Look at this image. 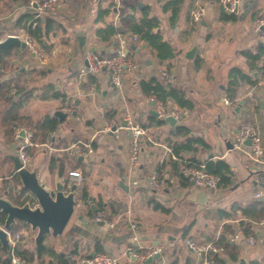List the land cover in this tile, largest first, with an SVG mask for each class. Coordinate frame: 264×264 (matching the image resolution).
Segmentation results:
<instances>
[{
	"label": "crops",
	"instance_id": "obj_1",
	"mask_svg": "<svg viewBox=\"0 0 264 264\" xmlns=\"http://www.w3.org/2000/svg\"><path fill=\"white\" fill-rule=\"evenodd\" d=\"M165 1L59 0L54 11L40 15L44 22L52 19L60 26L50 32L53 49L43 52L38 48L44 55L40 59L32 51L29 54L30 48L14 47L16 55L24 58L27 65L18 66L17 75L12 73L3 78V71L0 73L1 80L15 81L20 90L31 93L20 115L30 118L33 125L48 115L61 121L49 140H38V145L30 149L29 168L37 170L40 181L49 189H54L57 175L62 181L69 179L68 190L77 185V205L63 234H47L44 244L49 251L28 264H82V257L96 254L99 249L118 257L120 264H128L131 249L144 252L154 246L160 249V256L145 264H170L175 257L179 258L178 264H206V257L190 249L186 240L207 244L217 242L221 235L238 251L236 260L222 247L220 252L213 253L223 264H239L242 258L246 264L253 261L264 264V229L259 225L264 216L255 219L245 214V208L253 202L264 203V199H259L264 195V164L234 147L244 121L257 124L264 145V78L250 67L243 53L264 45L253 30L254 19L264 17V0H241L236 20L222 19L225 11L217 0H184L174 22L171 11L163 8ZM139 4L145 7L140 8ZM198 5L205 7V14L200 22L193 23L191 12ZM102 10L107 14L100 16ZM144 10L160 19L159 30L172 45L174 55L163 62L149 43H135L130 37L132 31L114 35L110 41L103 40L98 33L110 24L120 28L121 17L127 14H135L139 21ZM24 13L37 15L31 0H0V41L9 35L22 39L28 35L24 25L18 24ZM80 36L84 38L82 47ZM34 44L37 45L35 41ZM195 44H198L196 54L188 58L186 54ZM122 46L133 66L125 70L121 87H113L107 73L82 74L87 67V52L107 56ZM14 56L8 58L9 63ZM233 67L252 74L257 82L241 81L236 98L231 100L225 89ZM164 73L172 74L173 80H166ZM152 77L180 89L194 103L191 110L174 101L166 104L182 110L175 126L150 112L156 110L158 100H152L141 90L140 81ZM226 98L230 103H226ZM71 99L76 103L74 115L65 111ZM33 100L40 105L39 111L32 114L35 117L25 112ZM2 108L0 100V160L10 171L0 177L12 180L13 162L9 155L17 144L5 135ZM59 111L66 116L60 118ZM127 118L131 123L125 121ZM157 119H164V123L158 124ZM114 120L122 128L105 131ZM179 124L190 127L192 134L203 137L210 146H199L197 151L184 152L183 156L202 163L227 161L234 173L232 185L199 188L188 176V184L180 183L169 163L177 156L168 143ZM132 125L147 130L142 138L140 162L135 167L130 163ZM84 144L91 150L86 156L71 153L74 145ZM62 163L64 172L60 174ZM163 163L166 166L160 168ZM72 170L81 171L83 178L71 177ZM155 172L167 180L166 188L159 193L149 186ZM11 183L13 186L14 182ZM21 188L20 183L14 189L17 199ZM28 201L33 207L37 205L30 193ZM157 203L164 209L157 208ZM98 211L107 215L105 222L95 221ZM132 223L137 224V229H132ZM14 225L15 232L21 235L18 245L34 249L37 232L24 221L18 220ZM233 234L239 235L235 242L229 240ZM250 237L254 238L253 243ZM52 252L63 254L66 263Z\"/></svg>",
	"mask_w": 264,
	"mask_h": 264
},
{
	"label": "trees",
	"instance_id": "obj_2",
	"mask_svg": "<svg viewBox=\"0 0 264 264\" xmlns=\"http://www.w3.org/2000/svg\"><path fill=\"white\" fill-rule=\"evenodd\" d=\"M184 0H166L164 4L165 11H171V20L174 22L177 20L181 7ZM100 16L107 14L106 10L100 11ZM223 20H236L238 19L237 14H228L226 12L222 13ZM160 19L156 16H151L149 10L143 11L142 18L138 21L135 14H127L121 17L120 28L110 24L105 28L99 30V35L105 41H110L114 35L119 33H124V31H132L134 33H139L142 36V40L149 43L158 51L159 59L163 62L166 59L174 55V51L170 42L164 39L160 29ZM18 24H23L27 30L28 35L35 41L38 48L43 52H50L54 44L50 40V32L55 28H60L59 24L52 19H47L43 21L41 16H37L34 13H24L18 19ZM248 58L250 67L256 69L261 78H264V45H257L256 50H245L243 52ZM17 54L14 52V48L1 49L0 50V68L7 66L8 58ZM92 76V75H90ZM241 81H247L251 84H255L257 79H254L252 74H248L239 67H233L230 74V79L225 89L226 96L231 100L236 98L237 89ZM140 88L146 94L155 97L158 101L163 104H168L170 101L176 102L183 109H193L194 103L190 100L186 94L180 89L169 85L167 81L160 80L157 77H152L149 80L140 81ZM13 89L16 91L13 92ZM21 93V94H20ZM19 96L16 98V96ZM56 96L61 94H55ZM31 93L25 90H20L19 85L15 81H7L0 79V100L2 101V120L5 125V135L10 142H13L12 137L14 135L15 126L23 123L27 125L31 124L34 131L35 141H47L53 132H55L61 121L58 117L45 116L44 118L38 120V122L33 125V121L27 116L20 115V109L26 104ZM158 124L164 123V119H157ZM169 138V147L172 149L173 153L177 156L176 160L169 162L172 165L174 173L179 177L180 183L182 185L188 184V177L185 174V169L188 166L200 164L202 162L198 161L196 158L187 159L183 156L184 152L197 151L198 147L209 148L208 142L201 136L192 134V129L186 125L179 124L171 132ZM54 160H56L54 158ZM166 163H163L160 168H164ZM206 170L218 175L220 177V185L222 187H229L233 183L234 173L231 170L230 165L227 161L223 159L218 160H208L205 162ZM161 170V169H160ZM64 172V164L62 163L60 167V174ZM10 180L14 182L11 185L9 192H2L6 194L10 200H12L17 205H23L29 199V191L27 189L21 188L18 193L19 199H17L13 192L14 189L20 185V178L17 175ZM7 182V181H6ZM9 183V184H10ZM12 184V183H11ZM156 207H161L160 204H156ZM102 208V207H101ZM164 209L163 207H161ZM101 210V209H100ZM245 214L258 219L264 216V203L261 201H255L251 205L245 208ZM7 215L6 213L0 211V226L5 224ZM16 225H12L10 231L16 233ZM217 246L222 247L223 251H227L233 259L238 258L237 248L228 242V240L221 235L219 240L215 242ZM49 251V247L42 241L39 247L34 249H28L22 245H17L12 252H8L0 242V264H13L12 256L13 254L19 256L23 264H28L35 259L41 258L42 255ZM99 249L98 253L100 252ZM57 259L63 263H66L65 256L63 254H57L52 252ZM93 255V254H92ZM209 256L214 258L218 264H223V261L217 257V254L210 253ZM179 258L175 257L172 259L170 264H178ZM190 262V261H189ZM251 264H259L256 261L251 262Z\"/></svg>",
	"mask_w": 264,
	"mask_h": 264
},
{
	"label": "built area",
	"instance_id": "obj_3",
	"mask_svg": "<svg viewBox=\"0 0 264 264\" xmlns=\"http://www.w3.org/2000/svg\"><path fill=\"white\" fill-rule=\"evenodd\" d=\"M221 8L228 13L236 14L239 12V7L241 0H217ZM31 4L35 7L37 11V16L45 14L47 12L54 11L58 4L59 0H31ZM205 14V7L203 5H198L191 12V20L193 23L200 22ZM253 30L256 33V36L264 41V17H256L253 21ZM132 40L140 44L143 42L142 36L139 33H132ZM24 40L28 44L33 54L42 59L43 53L36 48L33 39L27 35ZM87 57V67L82 70L84 75H96L99 73H107L110 76V81L113 87L119 88L122 86L123 76L125 70L133 66V62L130 59L127 49L125 47H119L115 49L110 55L101 56L93 51L86 53ZM0 73L2 69L0 68ZM166 80L171 82L173 80V75L169 73H164ZM16 90L13 89V92ZM152 100L156 101L155 97H151ZM226 103H230L231 100L226 98ZM156 111L159 113V116L165 118L167 116H173L177 120L182 117V110L179 106H167L162 102L156 101ZM65 111L74 115L76 114V103L74 99H71L68 102V105L65 108ZM127 123H131L130 119L125 120ZM115 128L118 131L122 128L120 122L114 120L108 124L105 131H113ZM132 139L130 145V163L132 166L139 165L140 154L142 148V138L147 134V130L138 125H132ZM115 132V131H114ZM14 140L17 144L15 150L18 153V156L23 164V166L30 165V149L34 146H37L38 143L34 140V131L28 125H17L14 128ZM250 140V144H247L246 141ZM50 147V146H49ZM85 147V148H83ZM90 146L87 144L74 145L70 150L71 153L76 157L86 156L91 152ZM234 147L240 150L245 151L248 156L260 164H264V145L261 137V132L259 127L255 122L244 121L242 122L239 131L236 135V141ZM49 149H52L50 147ZM186 175L194 182L199 188L206 189H215L220 184V177L206 170L205 163L195 164L188 166L185 169ZM71 177H76L79 180L83 178V174L79 170H72L69 172ZM167 180L166 178L158 172H155L149 181L150 189L159 193L166 188ZM260 193L257 194L259 196ZM107 220V215L104 211H98L95 216L96 222H102ZM111 226H114L113 222H110ZM259 225L264 229V218L259 221ZM2 227V226H0ZM137 224L132 223V229H137ZM8 237L10 244L12 246L11 252L18 245L21 235L13 234L10 230L8 231ZM239 238L238 234H233L229 236L230 241H237ZM250 242H254V238L250 237ZM186 245L197 252L200 256H205L206 264H216L215 260L209 256L210 253H218L221 251V248L217 246L215 242H209L207 244H197L192 240H186ZM160 253V249L156 246L148 248L144 252L137 250H130L128 257V264H145L150 257H154L156 254ZM13 264H23L22 259L19 256L13 254L12 256ZM82 264H120L118 257L109 254V253H98L89 256H84L81 258Z\"/></svg>",
	"mask_w": 264,
	"mask_h": 264
},
{
	"label": "water",
	"instance_id": "obj_4",
	"mask_svg": "<svg viewBox=\"0 0 264 264\" xmlns=\"http://www.w3.org/2000/svg\"><path fill=\"white\" fill-rule=\"evenodd\" d=\"M140 8L145 7L144 4H139ZM80 46L84 45V38H79ZM263 44V42H260ZM28 48L27 42L17 35H9L4 40L0 41L1 49L10 48ZM133 48L136 46L133 45ZM198 44H195L186 54L188 58H193L196 54ZM139 49V48H138ZM155 102H153L154 104ZM151 114L159 117L156 110H151ZM60 118L66 116L61 111L57 112ZM165 120L172 126H175L177 119L173 116L165 117ZM115 130V128H114ZM250 144V140L246 141ZM13 162L14 175L20 178L22 187L27 189L32 197L37 201L36 206L28 201L23 205L14 204L9 198L0 193V211L6 213L7 218L5 224L0 227V242L2 246L10 253L12 246L9 241L8 231L11 226L18 220L26 222L31 228L37 232L35 242L36 247H39L47 234L59 236L63 234L67 227L77 205V185L73 184L68 190L69 179L61 180L57 175L54 189H49L43 184L36 169H30L28 166H23L17 151L15 150L9 155ZM194 182H192L193 184ZM259 199H264L262 195ZM160 256V253L154 257L148 258L147 262H151ZM239 264H246L242 258Z\"/></svg>",
	"mask_w": 264,
	"mask_h": 264
},
{
	"label": "rangeland",
	"instance_id": "obj_5",
	"mask_svg": "<svg viewBox=\"0 0 264 264\" xmlns=\"http://www.w3.org/2000/svg\"><path fill=\"white\" fill-rule=\"evenodd\" d=\"M36 47H37V49H38V46L36 45ZM30 51H29V54H30V52L32 51L31 49H29ZM26 57V56H25ZM22 59H24V58H19V55H15L14 57H12V59H11V61H10V63H9V61H7V66L5 67H3V69H2V71H3V78L5 77V76H7V75H10V74H12V73H15V75H17V67L18 66H25V65H27L26 64V61L25 60H22ZM38 101H36V100H33V101H31L30 103H29V105L27 106V111H25L26 112V114H33L34 112H37V111H39V104L37 103ZM32 116H34L35 117V115H32ZM20 125H27V123H25V124H23V123H21ZM31 125V124H30ZM32 126V125H31ZM33 127V126H32ZM1 130H0V135H1ZM12 140H13V142L15 143V140H14V135H13V137H12ZM14 151L12 150L11 151V154L13 153ZM5 168H8V167H4V165L1 163V160H0V174L2 175V174H5V176H6V174L8 173L9 174V171H8V169H5ZM7 174V175H8ZM12 177H15L14 176V174L11 176V178ZM10 179V178H9ZM7 181V182H6ZM9 181L10 180H8V179H5V178H3V177H0V190L2 191H8L9 189H12L11 188V185L9 184L8 185V183H9Z\"/></svg>",
	"mask_w": 264,
	"mask_h": 264
}]
</instances>
